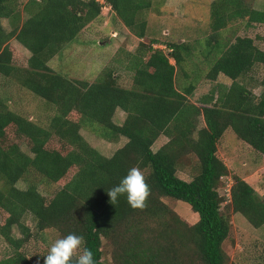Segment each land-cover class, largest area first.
Instances as JSON below:
<instances>
[{
    "label": "trees",
    "instance_id": "trees-1",
    "mask_svg": "<svg viewBox=\"0 0 264 264\" xmlns=\"http://www.w3.org/2000/svg\"><path fill=\"white\" fill-rule=\"evenodd\" d=\"M100 1L27 0L21 7L25 18L18 26V0H0V20L7 19L10 25L5 31L0 24V75H16L21 87L53 110L41 127L0 102V210L6 214L0 237L11 250L0 264H43L48 251L35 263L19 250L33 234L44 231L54 232L56 240L70 233L83 236L95 264H101L102 240L111 247L113 264H225L221 245L229 222L220 212L217 184L227 168L215 154L216 143L230 129L237 140L264 154V50L246 36L225 46L206 41L205 54H217L206 79L221 75L230 84L216 85L199 105L187 102L192 84L182 91L174 87L179 52L188 51L183 44L139 42L136 52L126 55L132 72L128 89L119 87L109 70L90 83L52 72L46 62L94 20L102 6H108L135 38L145 36L142 13L150 8V0ZM208 17L209 30L216 36L236 19L264 24V10L251 9L243 0H213ZM11 39L28 52L24 69L11 65L7 47ZM116 110L124 113L119 125L111 120ZM198 118L202 126H197ZM86 128L106 141L118 137L126 141L104 157L79 134ZM8 131L27 140L30 156L16 144L3 146ZM160 135L167 141L152 151ZM50 142L56 145L51 147ZM132 167L145 172L151 188L143 210H133L124 196L115 205L109 203L107 191ZM182 168L191 174L189 181L176 176ZM71 169L75 171L69 180L48 196L40 195L33 183L16 187L28 172L58 183ZM227 193L232 212L253 228L264 224V201L248 183L235 177ZM162 198L187 204L197 221L187 225ZM26 216L31 228L22 221ZM12 228L19 238L12 236Z\"/></svg>",
    "mask_w": 264,
    "mask_h": 264
},
{
    "label": "rangeland",
    "instance_id": "rangeland-1",
    "mask_svg": "<svg viewBox=\"0 0 264 264\" xmlns=\"http://www.w3.org/2000/svg\"><path fill=\"white\" fill-rule=\"evenodd\" d=\"M26 1L18 0L20 3L17 8L20 16L18 26L25 18L21 7ZM212 1L150 0V8L142 13L145 21V36L142 39L135 38L124 28L108 6H102L99 15L87 23L58 54L49 59L46 66L67 80H82L89 83L104 70H109L113 73L116 84L128 89L131 86L132 72L127 68L126 55L134 54L139 42L148 44L155 40L163 44H183L188 51L179 52L181 62L174 65V87L182 91L185 86L192 84L193 90L186 96L187 102L199 105L202 96L213 91L216 85L230 84V81L221 75L213 81L206 79L208 66L217 57L215 52L205 54L206 41L208 44L219 41L221 46H225L235 37L246 36L252 39L256 47L264 50V24L247 23L246 18L229 22L217 36L211 34L208 27L210 22L208 8ZM243 3L251 9L264 10V0H243ZM0 24L5 31L10 30L7 19H1ZM7 47L11 52L12 67L26 68L28 52L13 39L7 42ZM168 62L173 65L171 59ZM253 93H258V89H253ZM0 102L4 103L8 110L41 127L46 126L48 118L53 113L52 108L42 99L18 84L16 75L11 77L0 75ZM123 118L124 113L116 110L111 120L119 125ZM196 124L203 125L200 118ZM79 134L91 148L104 157L111 156L126 141L122 137L106 141L88 128L80 130ZM166 141L167 139L160 135L151 146V150L156 151ZM53 143L50 142L51 147H54ZM10 144H16L20 151L30 156L27 140L8 131L3 146ZM215 154L227 168V175L220 178L217 184V193L222 199L220 212L229 222L228 235L221 245L226 257L225 264H264V224L259 228L251 227L240 214L232 212L227 195L232 179L237 177L248 183L254 194L264 201V154L253 151L237 140L230 129H226L219 138ZM186 170H177L175 174L179 179L189 181L191 174ZM74 171V169L68 171L66 177L58 183H47L37 173L28 172L17 182L16 187L24 189L33 183L40 195L48 196L53 189L67 182ZM161 200L187 225L197 221V215L190 211L187 204L169 198ZM5 217L6 214L0 210V225ZM22 221L29 228L33 226L28 216L23 217ZM11 233L14 238L20 237L16 228H12ZM55 240L56 235L51 231L33 234L19 251L30 261L37 263ZM10 254V248L0 237V259ZM110 256L111 247L107 241L102 240L101 264H113Z\"/></svg>",
    "mask_w": 264,
    "mask_h": 264
},
{
    "label": "clouds",
    "instance_id": "clouds-1",
    "mask_svg": "<svg viewBox=\"0 0 264 264\" xmlns=\"http://www.w3.org/2000/svg\"><path fill=\"white\" fill-rule=\"evenodd\" d=\"M109 203L115 205L119 197H126L133 210H143L151 195V188L143 172L132 167L119 184L107 191ZM43 264H95L93 252L84 246V237L70 233L55 240L44 256Z\"/></svg>",
    "mask_w": 264,
    "mask_h": 264
},
{
    "label": "built area",
    "instance_id": "built-area-1",
    "mask_svg": "<svg viewBox=\"0 0 264 264\" xmlns=\"http://www.w3.org/2000/svg\"><path fill=\"white\" fill-rule=\"evenodd\" d=\"M95 1H97V2L101 3V1H100V0H95Z\"/></svg>",
    "mask_w": 264,
    "mask_h": 264
},
{
    "label": "crops",
    "instance_id": "crops-1",
    "mask_svg": "<svg viewBox=\"0 0 264 264\" xmlns=\"http://www.w3.org/2000/svg\"><path fill=\"white\" fill-rule=\"evenodd\" d=\"M243 143V142H242ZM246 145V144H245ZM247 146V145H246ZM248 147V146H247ZM250 148V147H249Z\"/></svg>",
    "mask_w": 264,
    "mask_h": 264
}]
</instances>
